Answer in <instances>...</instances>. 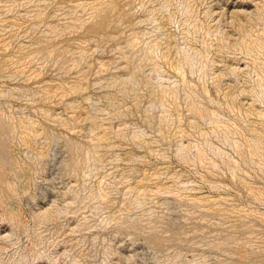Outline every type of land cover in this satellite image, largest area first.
<instances>
[{"label":"rangeland","instance_id":"rangeland-1","mask_svg":"<svg viewBox=\"0 0 264 264\" xmlns=\"http://www.w3.org/2000/svg\"><path fill=\"white\" fill-rule=\"evenodd\" d=\"M0 264H264V0H0Z\"/></svg>","mask_w":264,"mask_h":264},{"label":"bare ground","instance_id":"bare-ground-1","mask_svg":"<svg viewBox=\"0 0 264 264\" xmlns=\"http://www.w3.org/2000/svg\"><path fill=\"white\" fill-rule=\"evenodd\" d=\"M186 8V7H185ZM259 51V50H258ZM188 60V59H187ZM263 67V66H262Z\"/></svg>","mask_w":264,"mask_h":264}]
</instances>
